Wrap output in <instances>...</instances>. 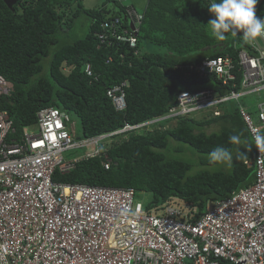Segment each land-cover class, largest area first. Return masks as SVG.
I'll return each instance as SVG.
<instances>
[{
	"label": "trees",
	"instance_id": "obj_1",
	"mask_svg": "<svg viewBox=\"0 0 264 264\" xmlns=\"http://www.w3.org/2000/svg\"><path fill=\"white\" fill-rule=\"evenodd\" d=\"M106 1L109 9L105 2L85 7L84 0H18L10 7L0 0V76L14 88L9 97H2L0 108L9 114L16 138L44 108L54 107L75 117L80 126L75 135L83 139L164 116L183 92L211 89L220 98L241 91L240 71L235 70V80L223 85L215 75L203 77L194 70L204 59L225 55L237 63L239 50L257 54L250 51L242 33L226 34L222 41L212 35L207 25L214 18L208 10L210 0H145L143 11L136 10L143 16L136 47L140 56L128 53L126 44L99 42L103 21L109 15L121 17L136 3ZM256 15L264 18V0H258ZM82 18L85 21L78 25ZM75 28H84L85 34L75 37ZM141 32L159 50L143 53ZM122 84L126 107L117 112L106 91ZM251 97L253 104L245 105L254 114L263 97ZM241 104V99L228 100L216 106L219 115L211 118L179 116L171 128H142L141 134L131 131L106 151L111 162L108 170L101 155L79 160L68 173L56 171L53 181L133 188L150 194L149 207L173 198L196 206L202 214L208 202L227 199L254 182V168L244 165L254 156V144L239 114ZM212 126L215 129L208 132ZM231 135L253 144L251 151L230 143ZM217 147L232 152L231 167L209 163V153Z\"/></svg>",
	"mask_w": 264,
	"mask_h": 264
},
{
	"label": "built area",
	"instance_id": "obj_2",
	"mask_svg": "<svg viewBox=\"0 0 264 264\" xmlns=\"http://www.w3.org/2000/svg\"><path fill=\"white\" fill-rule=\"evenodd\" d=\"M109 16L101 24L99 42L126 44L128 53L140 56L136 47L142 15L127 8L124 16ZM249 45L256 55L241 51L237 63L225 55L194 68L200 76L215 75L223 85L240 71V92L222 100H214L210 91L183 92L175 115L223 100L262 96L254 111L258 124L249 106H239L254 144L251 129L264 128V38ZM85 71L91 75L89 66ZM123 86L107 91L117 111L125 108ZM6 94L8 86L0 79V96ZM69 124L66 112L44 108L36 114L33 131L8 140L14 129L6 114H0V264H264V152L255 145L254 156L244 162L254 168V182L227 199L208 202L198 214L196 206L177 205L171 199L159 206L143 205L133 188L54 182L56 171L68 173L81 159L102 155L108 170L105 139L138 127L125 125L76 141ZM89 146L94 149L80 158L64 157L69 150Z\"/></svg>",
	"mask_w": 264,
	"mask_h": 264
},
{
	"label": "clouds",
	"instance_id": "obj_3",
	"mask_svg": "<svg viewBox=\"0 0 264 264\" xmlns=\"http://www.w3.org/2000/svg\"><path fill=\"white\" fill-rule=\"evenodd\" d=\"M257 3H258V0H210L208 10L214 18L211 19L207 25L210 26V30H211L212 35L217 40L222 41L226 38V34L230 33L231 35L236 36V35L242 33V38L249 43L254 42L257 38H264V18H259L256 15ZM127 8H130V6H128ZM134 10L136 11V9H134ZM124 15H125V13L122 16H124ZM142 18H143V16H142ZM241 51H247V50L246 49L245 50H239L237 52V54ZM207 75H213V74H207ZM207 75H205V76H207ZM205 76H203V77H205ZM0 79L2 81H4V83L7 84V86H8V94L0 96V100H1L2 97H9L12 94L14 88H13V85L10 82L6 81L3 77L0 76ZM111 88H113V87H111ZM108 90H109V88L107 89V91ZM107 91H106V96H107ZM200 91H210L213 95L214 100H216V99L222 100V99H225L226 97L230 96V95H228L225 97L216 98V94L211 89H204V90H200ZM231 92H235V91H231ZM194 93H196V92H194ZM228 100H233V99H228ZM228 100H225V101H228ZM124 101H125V94H124ZM225 101L224 100L220 101L219 103H215L214 105H212L208 108L200 109V110L195 111V112H188L187 114L175 115L173 110L177 109V107H178V97H177V105L174 108L170 109L168 114L161 116V117L153 118L151 120H148V121L140 123V124L130 125V126H138L136 129H133L131 131H136V133L141 134L142 128H146L149 131H152L154 129L163 130V129H166L164 127L166 126L167 121L171 122L174 119L176 122V118L179 116H183L186 118H193V119H197V120L203 119V118H205V119L211 118L212 115L213 116L219 115V112L215 108L218 104H220L221 102H225ZM125 107H126V103H125ZM113 108H114V106H113ZM123 110H121V111H123ZM115 111H117V110H115ZM2 112L6 114V117L11 122L12 129H14L13 123H12L10 116L7 113V111L5 109L0 108V114ZM117 112H119V111H117ZM201 115H203V116H201ZM4 116L5 115H3V117ZM70 122H71V119H70ZM164 123H165V125H164ZM34 124L31 126L24 127L23 132H24L25 128L26 129H32V128L35 129ZM126 125H128V124H126ZM69 128H70V124H69ZM246 129H247V127H246ZM131 131H128V132L120 134V135H114L109 139H105L106 142L112 141V143L109 144V148L112 146V144H118L122 140V139H120L119 141H116L115 138L125 139L126 137H128V133ZM251 131L253 133V139H254L255 147L259 150L260 153L264 152V128L253 127L251 129ZM110 133H112V132H110ZM73 134H74V139L76 141L88 139V138L77 139L74 131H73ZM105 134H108V133H105ZM20 137L19 138L15 137V129H14V133L11 132L10 135H8V140H12V139L13 140H19ZM229 140H230V143H232V144L243 145V148H246L248 151H251V147L253 146V144H251V143H245L244 141H242L239 135H231L229 137ZM240 149L241 148H238L237 151L240 153V155H243L240 152ZM80 150H83V149H80ZM86 150H83V153L80 155L78 154V156H76V157L70 156L69 153L74 151V150H69L66 153H64V157L67 160H70L73 158H80L84 153L89 152V150H87V151ZM209 163L210 164H217V165H224L226 167H231L234 163V157H233V154L230 150L223 148V147H217L212 152L209 153ZM140 194H142V193H140ZM171 200H176V201L182 202L178 199H173V198ZM182 203H184V202H182Z\"/></svg>",
	"mask_w": 264,
	"mask_h": 264
},
{
	"label": "rangeland",
	"instance_id": "obj_4",
	"mask_svg": "<svg viewBox=\"0 0 264 264\" xmlns=\"http://www.w3.org/2000/svg\"><path fill=\"white\" fill-rule=\"evenodd\" d=\"M84 2H85V7H91L94 4L97 6L99 3L103 4V2L106 3V8L107 9H109L111 7V4L107 3L106 0H104V1L103 0H84ZM100 5L101 4H99L98 6H100ZM145 5H146L145 0H136L135 9L137 11H139V12H142L144 7H145ZM84 21H85L84 18H82V19H80L77 22V24L79 25V24L83 23ZM83 27L85 28V26H83ZM84 28L83 29L82 28L81 29L80 28H75V37L81 38L85 34V29ZM140 40H141V44L140 45H141L143 53L144 52L148 53V52H153V51L159 50V49H156L157 46H155L154 44L150 43V41H147L146 39H143V32H141V34H140ZM223 48H224L223 46L218 47V48L214 47L213 51H216L217 49H223ZM45 62H48V59H46ZM253 100H254V98L251 97V96L246 97V98H241V102L243 104L252 105L253 104ZM256 111L257 110L255 109V113H256ZM255 113L254 114L252 113L251 115H253L254 122L256 124H258V121H256V118H255ZM201 116H203V115H201ZM69 117L71 119V122H70L71 129L74 131V133H76V134L79 133L80 132L79 121L75 117L71 116L70 114H69ZM174 124H175V120L173 119L171 122L167 123L164 128H167V127L171 128V127L174 126ZM32 129H26L25 128L24 131H30L31 132V131H33ZM214 129H215V126H212V127L208 128L207 131L209 132L210 130H214ZM120 139H123V138H115L116 141H119ZM110 143H112V141H107L106 145H109ZM92 149H94V146H89V148L87 150L91 151ZM82 152H83V150H74V151L70 152L69 155L76 157V156H78V154L80 155ZM137 199L139 201H141L143 203V205H146L151 200V196H150V194L142 193V194H139ZM172 203L177 204V205H181V206L183 205L182 202H179V201H176V200H172Z\"/></svg>",
	"mask_w": 264,
	"mask_h": 264
},
{
	"label": "water",
	"instance_id": "obj_5",
	"mask_svg": "<svg viewBox=\"0 0 264 264\" xmlns=\"http://www.w3.org/2000/svg\"><path fill=\"white\" fill-rule=\"evenodd\" d=\"M2 1H3V3H4L6 6L10 7L11 5L16 4L18 0H2Z\"/></svg>",
	"mask_w": 264,
	"mask_h": 264
},
{
	"label": "crops",
	"instance_id": "obj_6",
	"mask_svg": "<svg viewBox=\"0 0 264 264\" xmlns=\"http://www.w3.org/2000/svg\"><path fill=\"white\" fill-rule=\"evenodd\" d=\"M104 1V0H103ZM107 2V1H106Z\"/></svg>",
	"mask_w": 264,
	"mask_h": 264
}]
</instances>
